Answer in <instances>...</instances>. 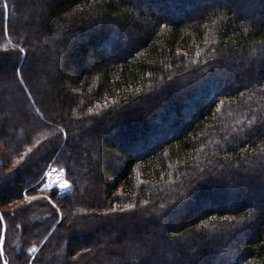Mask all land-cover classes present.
Instances as JSON below:
<instances>
[{"label": "trees", "instance_id": "1", "mask_svg": "<svg viewBox=\"0 0 264 264\" xmlns=\"http://www.w3.org/2000/svg\"><path fill=\"white\" fill-rule=\"evenodd\" d=\"M4 3L7 264H264V211L249 201L264 198V19L226 4L173 21L138 0ZM117 38L131 45L119 52ZM160 108L174 117H156ZM49 166L70 191L39 194ZM233 190L235 202L219 204Z\"/></svg>", "mask_w": 264, "mask_h": 264}, {"label": "rangeland", "instance_id": "2", "mask_svg": "<svg viewBox=\"0 0 264 264\" xmlns=\"http://www.w3.org/2000/svg\"><path fill=\"white\" fill-rule=\"evenodd\" d=\"M144 4L149 6V9H151V11L155 12V13H158L160 16L164 15L165 17L171 19V20H175L176 19V16L177 17H183L185 15H189V16H194V15H197L201 12L202 8L203 7H206V6H211V5H218V4H221V5H229L231 7H234L236 8V11L239 12V13H242L244 14L248 19H253V18H256L257 20L258 19H264V11L261 9V10H258V7L259 4H261V2L263 3V1L261 0H183L182 2H172V3H169L168 0H143ZM174 5V6H172ZM257 12H260L259 14ZM137 20V19H136ZM115 29L118 31V33L120 32V28L119 27H115ZM134 33L136 32V30L133 31ZM133 32L131 31L130 33H128V38L132 37L133 35ZM139 33V32H138ZM121 41V48L119 50V52H121V49L126 50L131 44L129 43L128 39L125 38L124 40H120L117 38V41ZM99 48L104 51V46H99ZM118 51H114L112 48L109 52V55L110 56H114V55H118L120 54ZM4 67L6 68V73H8V69H9V65H8V61H5L4 62ZM244 67V68H243ZM243 67L239 68V67H234V71H236L235 73L237 74V80L236 81H233L231 80V84H237V83H240V82H243V79H244V73H242L241 71H239L240 69L242 71H244V69L247 67V63L244 62L243 64ZM231 68V67H230ZM41 70V67H37V70ZM247 69V68H246ZM39 70V71H40ZM8 79H10V74H8ZM223 79V78H221ZM32 82V81H31ZM222 82V81H221ZM44 80H42V84H44ZM34 84V83H32ZM225 84V83H224ZM35 87V85H34ZM53 97V102L55 103V98L54 96L55 95H52ZM20 97V96H19ZM21 101L22 98L20 97L19 98ZM197 99V98H196ZM17 105V104H16ZM23 105H24V109L27 110L26 106H25V103L23 102ZM190 107V104L187 106V108ZM187 108H185V110H183V113H182V116L181 118H184V113L185 111L187 110ZM11 109H8V108H3V111L2 113L0 114V123L2 124V119L3 118H6L7 120L11 119ZM159 112H160V115H156V117H162L164 119H168L170 120L171 118H173L174 116L171 115L168 111H163L161 110V108L159 109ZM158 112V113H159ZM157 113V114H158ZM146 116V115H145ZM14 120V119H13ZM12 121V120H11ZM157 125V128L159 129L158 130V133H153L154 134V137H157L159 138L160 136L162 135H165V128L163 127V125L159 122L158 119H154V121ZM8 126H9V123H6ZM79 141V146L81 147L84 143L85 144H88L90 143V141H84L82 142L81 138L78 139ZM92 143V142H91ZM96 144V143H94ZM86 146V145H85ZM60 170H63L62 168H58L56 166H49L44 173H47V172H52V175L51 176H44L43 180L41 181L40 183V186H39V191L40 193L39 194H43V192L45 191L44 189V185L47 184L49 182V180L51 181V188H56L57 189V193L58 194H63V193H66L68 191H70L71 187H72V184L71 182L65 177L64 175V171H60ZM65 181L68 182V187L65 188V189H61L60 188V185L62 183H64ZM246 185V183H245ZM248 186V184H247ZM249 190V186L247 187ZM248 191V190H247ZM232 194L228 191H226V193L223 195V199H221L219 201V204H221L223 202V204L226 206L228 205V200L231 199V204H233L235 202V200L237 199L238 197V193H236V191H231ZM248 193L252 196L253 195V192L251 191H248ZM229 194V195H228ZM232 195V196H231ZM27 196V195H25ZM258 195H256V198H257ZM261 196V194L259 195ZM262 197H264V191L262 192ZM261 197V198H262ZM250 203L256 207H261V209L263 210L264 209V198H263V201L261 203H257L253 200H249ZM203 202H197L196 204H200L202 205ZM193 206H196L195 204H193ZM217 205H214V207H216ZM259 209V208H258ZM183 210H180V212H182ZM161 230H162V227H160ZM126 237H129V232L126 231ZM116 234H118L116 232ZM115 234V235H116ZM94 236H97V238L101 239V235H99L98 232H95L94 233ZM114 236V235H113ZM117 242L113 243L114 244V249H117L118 246H120L123 242L122 239L118 238L117 236ZM100 261H98V263H100ZM102 264V263H101ZM201 264H203V262H201ZM210 264H220L219 261L217 260H212L210 262Z\"/></svg>", "mask_w": 264, "mask_h": 264}, {"label": "snow or ice", "instance_id": "3", "mask_svg": "<svg viewBox=\"0 0 264 264\" xmlns=\"http://www.w3.org/2000/svg\"><path fill=\"white\" fill-rule=\"evenodd\" d=\"M142 2H143V0H138V3H137V6L139 7V6H141L142 5ZM9 7V5H8V3H7V0H5V3H4V8L5 9H7ZM157 26H159V25H157ZM21 51H22V49H21ZM16 72H17V75H19V78H20V81L21 82H23V80H24V76H23V74L21 73V70H19V69H17L16 70ZM60 171H63V170H60ZM44 175L45 176H51L52 175V172H47V173H44ZM51 187V181L49 180V182L47 183V184H45L44 185V189L45 190H47V189H49ZM68 187V182L67 181H65L64 183H62L61 185H60V188L61 189H65V188H67ZM54 194V193H53ZM29 199H35L34 197H29ZM45 199H51V197L49 196V197H46ZM129 208H131V207H133L132 205H129L128 206ZM262 211H264V210H262ZM4 215L5 214H0V221H3V219H4ZM31 251H35V249H30ZM5 264H7V262H5Z\"/></svg>", "mask_w": 264, "mask_h": 264}, {"label": "water", "instance_id": "4", "mask_svg": "<svg viewBox=\"0 0 264 264\" xmlns=\"http://www.w3.org/2000/svg\"><path fill=\"white\" fill-rule=\"evenodd\" d=\"M2 233H1V240H0V258H1V262L2 264H5L6 260L4 257V251H3V239H4V232H5V225L4 222L2 221Z\"/></svg>", "mask_w": 264, "mask_h": 264}]
</instances>
